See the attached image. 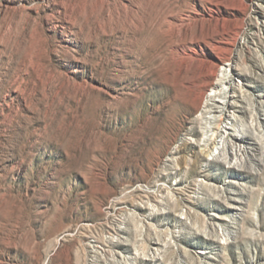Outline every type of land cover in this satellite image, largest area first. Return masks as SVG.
I'll return each mask as SVG.
<instances>
[{
    "label": "rangeland",
    "instance_id": "374dc122",
    "mask_svg": "<svg viewBox=\"0 0 264 264\" xmlns=\"http://www.w3.org/2000/svg\"><path fill=\"white\" fill-rule=\"evenodd\" d=\"M173 1L227 48L196 108L129 0H0V264H264V0Z\"/></svg>",
    "mask_w": 264,
    "mask_h": 264
},
{
    "label": "bare ground",
    "instance_id": "6f19581e",
    "mask_svg": "<svg viewBox=\"0 0 264 264\" xmlns=\"http://www.w3.org/2000/svg\"><path fill=\"white\" fill-rule=\"evenodd\" d=\"M150 1L136 0V4L134 5L133 2L135 1L129 0V4L131 6L134 5L135 8L132 6L128 10L127 8L130 6L127 3L122 5L124 17L122 19L123 25L121 26V30L125 32L124 38L127 36L128 44L132 48L134 43H142L144 41L145 29L153 34L160 35L159 41H154L153 45H151V59L153 61H162L164 59L168 62L172 76L179 78L180 91L184 101L196 108L206 93V87H214V82H212L211 78L216 74L221 63H223L221 53L227 48L225 49L218 39L219 29H205L203 27L202 22L211 17V15H194L190 13V4H186L189 10H183L181 9L183 5L174 3V1L170 2V0H161L160 3L163 5H161L162 10L158 14L155 13L151 19H148L149 11L144 10L145 8L142 4H147ZM154 1L156 2V0ZM191 11L197 12L195 10ZM117 13L120 12L117 11ZM191 22H197L194 31L191 29ZM193 42L197 44H200V42L204 43L209 48L210 54L207 59L198 60L196 50L192 44ZM142 50L145 52L144 46ZM193 62L196 65H193ZM224 113L225 111L222 108L219 118L211 129L212 135L202 146V152L206 155L211 152L212 147H215L217 143V131L223 121ZM232 137L236 141L249 140L251 139L250 128H245L244 133L240 137L238 135H233ZM232 149V146L228 149L230 156L233 154Z\"/></svg>",
    "mask_w": 264,
    "mask_h": 264
}]
</instances>
